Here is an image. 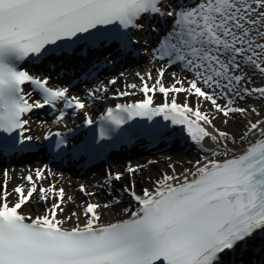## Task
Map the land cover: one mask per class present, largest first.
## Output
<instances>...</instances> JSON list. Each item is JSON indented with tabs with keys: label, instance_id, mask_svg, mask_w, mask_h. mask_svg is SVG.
Here are the masks:
<instances>
[{
	"label": "snow or ice",
	"instance_id": "obj_1",
	"mask_svg": "<svg viewBox=\"0 0 264 264\" xmlns=\"http://www.w3.org/2000/svg\"><path fill=\"white\" fill-rule=\"evenodd\" d=\"M163 24L168 27L160 35ZM138 32L159 36L145 51L161 66L155 76L147 73V79L136 73L140 86L133 83L126 88H138L144 98L107 108L100 117L99 139L138 117L162 116L173 125H183L205 152L209 151L204 147L206 138L217 148L211 158L206 155L190 162L191 168L180 173L173 168V174H164L142 194L129 181L121 190L137 207L124 208L126 218L106 224L101 222L100 209L109 204L86 202L81 214L73 211L60 218L65 192L54 185L40 186L46 169L24 176L27 187L17 185L12 191L4 170L0 264H223L228 253L264 234V116L249 105L250 100L264 105V0H0V133L10 137L0 140V154L32 146L25 116L35 109L56 110L62 103L55 118L61 123L65 110L73 109L75 115L87 106L79 96H70L67 87H49L50 77L22 69V62L77 45V51L86 49L85 56L110 49L114 42L122 53H130L141 43ZM149 43L146 37L143 45ZM172 66L186 75L172 73L174 82L165 86V74ZM116 83V79L108 81ZM26 84L40 99L25 92ZM107 91L102 85L86 96L101 99L97 94ZM157 92L165 102L154 106ZM179 94H185L186 101L194 99L196 106L178 103ZM130 95L135 92L116 93L117 97ZM201 104H210L213 114L202 111ZM84 115L85 123L92 125L94 121ZM220 117L224 124L237 117L245 122L233 134L215 127ZM53 135L61 137L54 144L59 153L67 141L60 132H49L44 139ZM138 170L128 166L122 172L109 171L96 187L111 188L125 174L132 177ZM79 191L95 195L83 185ZM33 199L45 205L35 217L22 211ZM113 202L120 203L116 198ZM73 218L75 225L65 227Z\"/></svg>",
	"mask_w": 264,
	"mask_h": 264
},
{
	"label": "rangeland",
	"instance_id": "obj_2",
	"mask_svg": "<svg viewBox=\"0 0 264 264\" xmlns=\"http://www.w3.org/2000/svg\"><path fill=\"white\" fill-rule=\"evenodd\" d=\"M134 71H136L137 73H140L141 76H145V78L147 79L146 74L144 73L142 68H139L136 66L135 68H133V72ZM172 71L173 70H168L166 72L165 78H164L166 83H169L170 78L172 79L171 74L174 73ZM133 72H131L130 74L127 73L125 75H122L115 85H109L108 84V86H105V87H107L108 91L101 94L103 96L102 101L103 102L107 101V99H109L108 97L111 95V93H114V91L117 93L118 91L127 90V88H126L127 84L135 83L138 86H140L141 81L136 76V73H135V75H133ZM152 74H153V76H155L156 72L152 71ZM152 82H154V81H152ZM172 82H174L173 79H172ZM132 91H134L136 94V92H138V88L135 90H132ZM72 93H74V92H72ZM82 94L86 95V93H82ZM183 95H184L183 99L186 100L185 94H183ZM76 96L81 97V93L79 95H76ZM187 101H189L190 103H192L194 105L197 104V102L194 99H192L191 97H188ZM89 107H88V109H89ZM253 107H257V109L261 112V116H264V105H262L260 102H255ZM203 111L208 113L209 115H211L209 112H213L210 104H206V110H203ZM82 112H84V111H82ZM51 117H53V116H51ZM237 119H239V121L242 124H244L245 121L242 118L237 117ZM249 119H255V117H249ZM30 121H31L32 126H31V128L29 127V129H30L29 133L32 134V132L34 130L33 128L37 127V125H41L40 124L41 122H39L40 120H38V117H33ZM217 129L225 131L224 129H226V128H224L222 126H217ZM202 155L203 154L199 153V151L190 152V153H183L180 151H176L175 153L171 152V154H169L167 152H158V154H156V155L144 156L143 158H141L140 163L136 160H134L132 163H124L118 169H113L111 172L112 173L122 172L128 166L137 167L139 170L132 177H128V175L125 174V177L121 181L115 182V184H114L115 186L113 185L114 189H115L114 190V197L107 196V198L103 202V204H110V201H112V198H117V197L120 198V196H118V192L124 186H127L129 184V181H131L132 183L135 184V186H136L135 189H137V192L140 194L142 193L141 190H143L145 188L152 190L155 186V181L157 179L162 178V176L164 174L171 175L170 172L173 171V168L180 166V165H181L182 169H185V167L188 166L189 164L192 165V163H194L196 160L201 159L203 157ZM147 160H149L148 163H147ZM190 162H192V163H190ZM186 168H188V167H186ZM34 173H35V171L31 172V174H33V176H34ZM28 174H29V172H26L24 174H21V173H19V174L13 173V175L11 174L10 176L12 178H9V180H8V191H12V189L17 185L27 187V182L23 179V177L28 175ZM156 174H157V176H156ZM45 175H46V179L39 182L40 186L47 188L50 185H54L56 187V189L63 188L64 192H65L66 189L64 187V184L61 181V179L63 177L53 176V175H50L48 173H45ZM83 182H84V179L83 180L78 179L69 188L70 194H74V198L71 201L67 200V197H71V195L65 193V204L63 205L65 207V212L63 214H61L60 218H62V219L66 218L73 211L77 212L78 214H81L82 213V205H84L86 202L100 203L102 205L99 198L97 197L98 195L95 194L94 196H87L84 193L79 191L80 186L83 185ZM84 187L88 192L95 193L89 184H85ZM103 188H105V187H103ZM99 190H101L103 192V196H104V194H105L103 191L104 189H99ZM11 199L15 200L16 197L12 196ZM52 202H53L52 200H49L48 205H50ZM44 207H45L44 204L38 203L36 199H33L28 205H26L22 209V211L26 215L37 216V215H41L43 213ZM108 208H110V206ZM106 210H107V208H103V207L100 209L101 216H102L101 221H103L104 223L109 222V219L107 218L108 215L105 216ZM83 221H84V217L81 215L80 223H82ZM75 222H76L75 218H73L72 221H67L66 223L68 224L67 226L73 227L75 225Z\"/></svg>",
	"mask_w": 264,
	"mask_h": 264
},
{
	"label": "bare ground",
	"instance_id": "obj_3",
	"mask_svg": "<svg viewBox=\"0 0 264 264\" xmlns=\"http://www.w3.org/2000/svg\"><path fill=\"white\" fill-rule=\"evenodd\" d=\"M151 22H153V21H151ZM165 28L166 27H168L167 26V24H165V26H164ZM160 66H158V65H156V64H154V63H152V64H148V65H146V66H144L142 69H143V71H144V73L145 74H147V73H151L152 74V71L154 72V71H156L158 68H159ZM172 69H175L176 70V74H178L179 75V77H183L184 75H186L185 73H183L181 70H180V68L178 67V66H175V68H174V66H172ZM153 75V74H152ZM171 81V82H170ZM152 83H154V82H152V81H149V84L151 85ZM173 82H172V79L170 78V80H169V84L171 85ZM98 96H101L102 98H103V96L100 94V93H98L97 94ZM156 96H158L159 98H162V96H161V93H156L155 94ZM87 96L86 95H83V97L81 98L82 100H84L85 101V99H87L86 98ZM102 98L101 99H96V100H92L91 98L90 99H88V100H86L85 102H86V105L87 104H90L91 102H94V103H96L95 104V107H99L100 105H102L103 104V101H102ZM155 98V97H154ZM176 99H177V102H180V101H183L182 100V98H181V96H178V95H176V97H175ZM183 98H184V95H183ZM179 100V101H178ZM153 101L155 102V101H157L156 99H153ZM187 103H189V105L191 106V103L189 102V101H186ZM160 103H164L163 101L162 102H160ZM62 104H60V106H61ZM194 106H196V104L194 105ZM86 107H89L88 105L86 106ZM200 107L203 109V110H206V104H202V105H200ZM85 109H88V108H85ZM201 109V110H202ZM202 110V111H203ZM81 112V111H80ZM211 115L213 114V112H209ZM58 114V113H57ZM80 114V113H79ZM221 120H223V117H220L219 119H216L215 121H214V124H215V127L217 128V126H222V127H224V128H226V129H224L225 131H228V132H230V133H233V134H235V133H237L242 127H243V124L239 121V119H235V120H231V121H229V123L228 124H224V123H222V121ZM59 126H60V124H47L46 126H37L36 128H33V129H35V130H39V135L41 136V138L40 139H42L43 138V135H45L47 132H50V131H54V130H57V129H59ZM172 130L174 131V128H172ZM209 131H213V129L212 128H210L209 127V129H208ZM213 134H215V133H213ZM179 139L180 137H175V139ZM205 142L206 143H204V147L205 148H207V149H209V151L208 152H205L204 150H202L198 145H196L194 142H188L189 144H190V147H191V149H192V151L193 150H195V151H199V153H201V154H203L202 156L204 157V156H209L210 158H211V151L212 150H215L216 148H217V146H216V144L210 139V138H206L205 139ZM173 145H174V142H173ZM186 167H188V168H191L192 167V165L191 164H189L188 166H186ZM185 167V168H186ZM174 169H175V172L176 173H180V172H182L183 171V169H182V167H181V165L180 166H177V167H174ZM99 168H97V170H96V174L95 175H93L92 177L97 181V182H100V183H102L101 181H99L100 180V177H102V173L100 172L99 173ZM171 174H173V171L172 172H170ZM156 176H157V174H156ZM78 179H77V177L76 176H70V177H66L65 175L63 176V178L61 179V181H62V183L64 184V187H65V193L66 194H69V195H71V197H72V199L74 198V194H70V190H69V188L77 181ZM85 184H88L87 182H83V186L85 185ZM95 194L96 195H98L97 197L99 198V200H100V202L102 203V205H103V202L106 200V198H107V196H105V194H104V196H103V192L101 191V190H95ZM124 208H126L125 207V205L124 204H121V205H116V206H114V207H110V208H107V210H106V213H105V216L106 215H108L107 216V218L109 219V222H107V223H111L112 221H118V220H121L122 218H124L125 216H124V212H123V209ZM84 222V221H83ZM82 222V223H83ZM65 225H68L67 223L65 224ZM64 225V226H65ZM251 243V245L253 246V248H251L250 247V244ZM242 250H244L242 253H240V254H238V255H236V253H238V251L240 252V251H242ZM231 255H233V257H234V259H233V261H234V264H264V234H262V239H260L259 237H257V236H255L252 240H250L247 244H244V245H242V246H240L239 248H238V250H237V252H235V253H233L232 252V254Z\"/></svg>",
	"mask_w": 264,
	"mask_h": 264
}]
</instances>
